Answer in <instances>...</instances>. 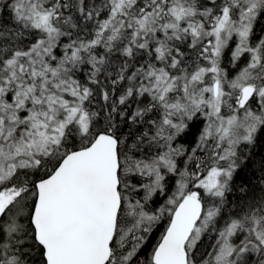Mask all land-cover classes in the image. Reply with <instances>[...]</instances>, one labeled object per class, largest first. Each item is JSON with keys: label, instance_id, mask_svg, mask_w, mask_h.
Returning <instances> with one entry per match:
<instances>
[{"label": "snow or ice", "instance_id": "obj_1", "mask_svg": "<svg viewBox=\"0 0 264 264\" xmlns=\"http://www.w3.org/2000/svg\"><path fill=\"white\" fill-rule=\"evenodd\" d=\"M258 143L264 0H0V264H264Z\"/></svg>", "mask_w": 264, "mask_h": 264}, {"label": "trees", "instance_id": "obj_2", "mask_svg": "<svg viewBox=\"0 0 264 264\" xmlns=\"http://www.w3.org/2000/svg\"><path fill=\"white\" fill-rule=\"evenodd\" d=\"M257 31L259 33V28L257 29ZM251 153L254 155L253 158L248 162L249 166L246 170L248 176H251L253 173L257 172V167L261 161V158L264 157V144L258 143L257 145L253 146L251 148Z\"/></svg>", "mask_w": 264, "mask_h": 264}]
</instances>
